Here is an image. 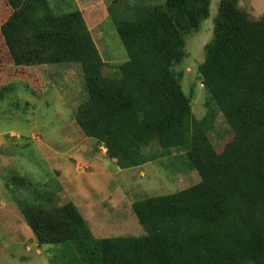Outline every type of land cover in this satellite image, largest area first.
Wrapping results in <instances>:
<instances>
[{"label": "trees", "instance_id": "obj_1", "mask_svg": "<svg viewBox=\"0 0 264 264\" xmlns=\"http://www.w3.org/2000/svg\"><path fill=\"white\" fill-rule=\"evenodd\" d=\"M2 1L13 12L0 15V39L15 68L38 69L47 95L56 93L50 66H83L88 98L74 114L96 152L105 148L120 169L155 161L195 177L178 192L132 202L140 235L96 238L72 203L54 205L50 193L19 198L35 243L60 245L52 264H264V16L254 19L240 0L220 1L197 71L207 95L200 101L195 85L183 89L179 66L187 38L210 18L212 0H165L162 7L113 0L107 19L127 53L121 66L128 76L117 97L102 101L98 89L111 79L101 83L106 62L76 1L61 0V14L49 0ZM17 92L37 96L33 81H14L0 84V101L14 105ZM199 104L205 115L195 111ZM219 115L227 130L214 142ZM5 184L19 196L29 180Z\"/></svg>", "mask_w": 264, "mask_h": 264}, {"label": "rangeland", "instance_id": "obj_2", "mask_svg": "<svg viewBox=\"0 0 264 264\" xmlns=\"http://www.w3.org/2000/svg\"><path fill=\"white\" fill-rule=\"evenodd\" d=\"M49 1L55 13L66 12L61 0ZM75 1L106 62L99 68L101 83L102 79L109 78L112 85L99 87L98 96L107 101L118 96L124 75L128 76L121 66L127 60V53L114 22L107 19V9L113 0ZM152 1L156 7L164 6L165 2ZM220 1L212 0L210 18L203 22L199 32L187 38V56L179 66L183 70V89L188 92L195 85L200 101L207 95L197 71L214 32ZM240 6L254 19L264 16V0H240ZM12 12L8 3H0V15L9 16ZM111 15L115 18L117 14L113 11ZM49 68L55 77L56 93L47 95L38 69L15 68L0 39V84L33 81L37 90V96L27 98L19 96L18 91L16 100L13 97L14 105L8 104L7 98L0 101V264H52L57 254L55 247L60 246L39 247L35 243L31 230L21 219L16 204L19 198L26 196L28 201H33L34 195L50 193L55 197L54 205L72 203L96 238L140 235L144 229L131 209L132 202L178 192L195 178L181 177L173 172L175 167L172 171L155 161L138 168L120 169L106 157L105 148L96 152L93 149L96 141L83 135L74 114V109L88 98L83 66L65 64ZM195 111L205 115L200 104L195 106ZM226 130L219 115L215 131L211 133L214 142L221 141ZM225 136L224 139L231 138L232 134L229 131ZM153 148L159 149V146L156 144ZM16 176L29 180L26 190H18L19 196L5 184Z\"/></svg>", "mask_w": 264, "mask_h": 264}, {"label": "crops", "instance_id": "obj_3", "mask_svg": "<svg viewBox=\"0 0 264 264\" xmlns=\"http://www.w3.org/2000/svg\"><path fill=\"white\" fill-rule=\"evenodd\" d=\"M99 24H97L96 26H98ZM102 38H103V36H102ZM104 149V148H103Z\"/></svg>", "mask_w": 264, "mask_h": 264}, {"label": "clouds", "instance_id": "obj_4", "mask_svg": "<svg viewBox=\"0 0 264 264\" xmlns=\"http://www.w3.org/2000/svg\"><path fill=\"white\" fill-rule=\"evenodd\" d=\"M81 66V65H80ZM203 85V84H202Z\"/></svg>", "mask_w": 264, "mask_h": 264}]
</instances>
